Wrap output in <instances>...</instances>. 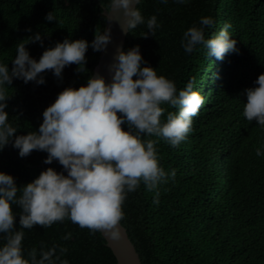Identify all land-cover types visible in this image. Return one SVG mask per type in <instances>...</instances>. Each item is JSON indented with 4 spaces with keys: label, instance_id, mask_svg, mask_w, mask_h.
<instances>
[{
    "label": "trees",
    "instance_id": "obj_1",
    "mask_svg": "<svg viewBox=\"0 0 264 264\" xmlns=\"http://www.w3.org/2000/svg\"><path fill=\"white\" fill-rule=\"evenodd\" d=\"M110 5L111 0H0V62L10 69L17 44L36 32L41 33L43 45L30 42L26 47L37 60L46 48L65 38L85 39L90 45L83 72L71 64L60 78L51 70L43 72L44 84L13 78L6 111L17 134L38 131L43 111L58 93L87 82L99 57L91 41L96 31L104 29L102 11ZM137 8L146 20L155 15L160 27L154 36L145 37L146 24L139 25L127 33L123 49L139 45L144 60L178 89L195 76L204 104L179 147L163 140L156 145L160 165L166 171L176 169L174 179L158 186L159 203L154 202L156 190L149 191L141 182L128 193L120 223L142 264H264V156L256 155L257 148L264 149V128L243 115L245 89L264 73V0H189L187 4L140 0ZM49 12L57 21L46 20ZM203 16L214 21L206 35L231 25L228 31L237 41L238 53L217 59L204 49L185 52L183 32L199 25ZM163 107L176 111L167 104ZM142 139L157 138L142 134ZM47 155L33 150L21 157L9 143L0 151V171L11 174L18 187L48 167L64 171L55 159L45 164ZM12 207L19 230L21 209ZM23 231L25 256L33 247L60 245L67 248L61 259L69 264H118L100 231L93 233L70 219ZM69 232L71 238L63 239Z\"/></svg>",
    "mask_w": 264,
    "mask_h": 264
},
{
    "label": "clouds",
    "instance_id": "obj_2",
    "mask_svg": "<svg viewBox=\"0 0 264 264\" xmlns=\"http://www.w3.org/2000/svg\"><path fill=\"white\" fill-rule=\"evenodd\" d=\"M176 2L187 4L189 0ZM139 3L140 0H111L109 13L113 8L122 10L120 26L125 33L146 24L147 31L142 36H154L160 27L157 17L152 15L146 20L137 8ZM106 18L110 22L113 19L111 15ZM46 20L57 21L53 12L46 15ZM213 27L212 17L203 16L199 25L184 31L181 45L185 52L204 49L217 59H223L226 53H238L237 41L228 31L231 25L206 35V30ZM110 40V29L96 31L91 47L101 51ZM30 42L43 45L41 33L17 44L11 69L8 63L0 62V151L9 143L21 157L33 150L45 151L48 155L44 163L51 164L55 159L64 171L48 167L21 187L11 174L0 171V236L4 239L0 244V264H69L67 259H61L67 248L60 245L33 247L25 256L23 229L35 225L47 228L70 219L81 228L118 239L125 215L122 205L128 193L142 182L149 191L156 190L154 202L159 203L158 186L175 178L176 169L166 171L160 165L156 145L163 140L173 148L179 147L192 131L193 117L204 104V96L196 90L195 76L178 89L174 81L157 74L144 60L140 46L135 45L126 51L118 49L109 65L110 82L95 74L78 88L65 87L43 111L38 131L17 134L18 128L9 121L6 111L13 78L44 84L43 72L51 70L60 78L63 69L71 64L83 72L90 46L85 39L65 38L46 48L37 60L26 47ZM245 94L243 115L264 128V73L245 89ZM165 104L176 111H167ZM166 111V119L162 120ZM142 134L157 139L145 140ZM256 155L264 156V149L257 148ZM13 205L21 209L19 230ZM71 236L69 232L63 239Z\"/></svg>",
    "mask_w": 264,
    "mask_h": 264
},
{
    "label": "water",
    "instance_id": "obj_3",
    "mask_svg": "<svg viewBox=\"0 0 264 264\" xmlns=\"http://www.w3.org/2000/svg\"><path fill=\"white\" fill-rule=\"evenodd\" d=\"M109 10H111V5L108 10L103 9L102 14L105 16V18L108 15L113 17L111 22L106 18L104 26V29H110L111 40L105 49L99 51L98 61L92 72V75L100 74L104 76L106 82L111 81L109 65L113 63L118 49L124 48L125 38L127 35V33H125L120 26V21L123 19L122 10L113 8L111 13H109ZM120 231L121 235L118 239H112L106 236L103 232H100L106 241V245L111 249L113 255L115 256L117 263L142 264L135 246L128 237L125 227L121 225Z\"/></svg>",
    "mask_w": 264,
    "mask_h": 264
}]
</instances>
